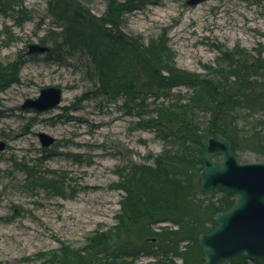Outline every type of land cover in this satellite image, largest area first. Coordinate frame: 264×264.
I'll use <instances>...</instances> for the list:
<instances>
[{
    "label": "rangeland",
    "instance_id": "rangeland-1",
    "mask_svg": "<svg viewBox=\"0 0 264 264\" xmlns=\"http://www.w3.org/2000/svg\"><path fill=\"white\" fill-rule=\"evenodd\" d=\"M81 1L97 15L107 6V0ZM21 4L0 11V60H21L20 82L0 91V141L7 143L0 151V264H44L48 256L43 253L61 244L78 248L89 232L116 223L123 194L112 185L119 179L116 167L146 162L149 154L161 151L163 142L152 131L135 129V119L120 108L121 98L113 102L92 95L97 75L83 53L69 54L65 49L29 53L28 45L42 40L54 49L62 29L48 0ZM124 22L125 32L136 41L166 34L177 67L208 74L205 65L217 68L225 51L241 50L248 59L259 52L264 42V0L198 4L160 0L128 13ZM48 86L63 89L59 106L45 112L21 108L27 98H36ZM175 92L185 96L190 90L180 86ZM200 116L204 123L210 117L204 112ZM234 116L240 135H250L256 116L247 108ZM40 132L56 137V143L44 148ZM236 155L242 163L264 161V154L248 147ZM22 162L37 175L35 180L20 168ZM220 195L214 188L201 197ZM232 257L217 264H229ZM246 257L249 264L263 259ZM135 262L156 264V259L142 255Z\"/></svg>",
    "mask_w": 264,
    "mask_h": 264
},
{
    "label": "trees",
    "instance_id": "trees-1",
    "mask_svg": "<svg viewBox=\"0 0 264 264\" xmlns=\"http://www.w3.org/2000/svg\"><path fill=\"white\" fill-rule=\"evenodd\" d=\"M159 1L107 0L104 13L97 15L81 0H48L62 29L54 50L81 52L90 59L98 82L92 95L113 102L121 98L120 108L135 119V129L154 132L163 146L144 163L116 167L119 179L112 185L123 194L114 225L89 232L78 248L61 244L43 253L48 256L44 264H150L135 262L142 255L156 264H204L198 237L211 231L214 215L234 202L224 187L216 188L221 195L215 199L201 197L206 192L201 190L200 157L208 136L216 130L235 151L248 147L264 154V42L249 59L241 50L223 52L217 68L205 65L208 74L179 68L166 34L142 42L124 30L128 13ZM21 3L0 0V11ZM20 66V59L0 60V91L20 82ZM180 86L190 93H176ZM241 108L256 116L250 135H240L234 113ZM202 112L210 116L206 123L200 120ZM18 164L30 172L29 180L37 178L26 163ZM257 261L264 264V259ZM229 264H249V259L234 256Z\"/></svg>",
    "mask_w": 264,
    "mask_h": 264
},
{
    "label": "water",
    "instance_id": "water-1",
    "mask_svg": "<svg viewBox=\"0 0 264 264\" xmlns=\"http://www.w3.org/2000/svg\"><path fill=\"white\" fill-rule=\"evenodd\" d=\"M203 0H188L198 4ZM51 48L40 43L29 44L30 53H45ZM63 89L58 86L42 88L36 98H27L22 109L43 112L56 108L62 101ZM44 147L56 142L46 132L39 133ZM6 142H0V151ZM202 191L222 186L234 196V203L226 211L217 212V226L199 235L205 264H217L220 259L237 255L264 258V161L242 163L233 150L232 142L214 130L207 139V147L200 157Z\"/></svg>",
    "mask_w": 264,
    "mask_h": 264
}]
</instances>
